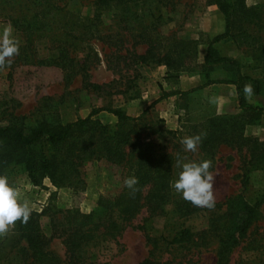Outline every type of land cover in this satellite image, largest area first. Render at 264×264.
<instances>
[{
    "label": "trees",
    "instance_id": "trees-1",
    "mask_svg": "<svg viewBox=\"0 0 264 264\" xmlns=\"http://www.w3.org/2000/svg\"><path fill=\"white\" fill-rule=\"evenodd\" d=\"M169 2L0 0V22L13 25V34L20 41L19 54L11 58L9 68L19 64L57 67L66 83L79 75L84 88L98 91L102 85L91 82L89 75L91 64L99 59L94 40L109 47L113 45L111 51L104 55L109 69L114 68L110 63L113 55L117 65L121 61L125 64L128 54L133 59L132 64L165 60L167 57L160 50L159 43L155 44L156 39L147 35L145 29L156 30L155 27L164 19L161 7ZM211 3L224 17V31L200 40L206 45L201 67L211 69L230 65L235 71L234 79H212L187 90L165 91L138 116H131L120 108L99 106L91 107L86 116L66 123L41 117L31 124L26 122L24 115L8 113L6 122L0 124V174L9 165H20L32 184L40 185L44 178H48L54 186L67 187L75 194L87 189L83 168L88 162L104 161L116 166L121 170V178L116 190L99 194L94 212H83L78 207L47 206L41 212L32 211L26 224L16 221L8 233L0 237V264H91L102 248L119 243L120 233L143 210L147 216L137 227L144 233L148 253L136 264H169L171 260L164 258L165 255L205 245L209 236L218 239L216 264L229 263L230 254L257 219L258 204L232 198L226 206L227 212L219 214L217 210L225 202L215 203L212 209L197 207L170 187V183L178 178V160L212 161L221 145L231 146L242 155V149L249 141L243 136L244 126L264 117V108L248 104L244 93L245 85L253 86L257 81L242 73L241 65L235 58L220 55L215 48L216 43L230 35L234 5L229 0H211ZM109 9L118 10L110 23L103 17ZM251 14L261 17L255 11ZM135 23L139 26L135 28L136 33H132ZM127 34L132 40L145 42L146 48L142 53L128 52V49L125 54L120 53L128 39ZM186 44L195 46L192 42ZM171 58L182 61L183 57ZM10 74L11 71L9 77ZM215 83L235 86L240 113L234 116V123H226L219 132H207L202 137L198 145L202 152L199 160L187 156L177 144H173V149H164L154 140L158 135L147 142L142 140L141 134L148 126L144 115L158 101L169 96H186ZM102 111L113 114L115 124H104L96 119L95 116ZM157 131L161 132L160 129ZM165 132L173 134L169 130ZM256 159V155H251L249 163L254 164ZM131 175L138 178L135 192L124 185V180ZM168 205L173 207L176 220L171 225H164L160 232H151V222L165 217ZM204 210L209 213L207 228L195 230L185 223ZM43 215L48 218L49 235L41 223ZM53 237L60 238L64 244L65 260L48 250L47 245ZM183 259L177 264L184 263L186 259Z\"/></svg>",
    "mask_w": 264,
    "mask_h": 264
},
{
    "label": "rangeland",
    "instance_id": "rangeland-1",
    "mask_svg": "<svg viewBox=\"0 0 264 264\" xmlns=\"http://www.w3.org/2000/svg\"><path fill=\"white\" fill-rule=\"evenodd\" d=\"M229 1L234 5L230 35L216 43L215 48L220 55L235 58L242 73L257 81L252 86L253 94L245 95L246 102L264 108V0ZM254 11L261 17L253 16L251 13ZM117 12V9H109L103 17L110 23ZM160 13L164 19L155 27L156 30L145 29L167 57L159 63L132 64L133 59L128 54L124 60L128 65L122 61L117 65L113 55L110 63L114 68L109 69L104 55L111 51L113 45L109 47L94 40L99 59L91 64L89 75L91 82L102 85L98 91L84 88L79 75L66 83L57 67L19 64L13 68H0V124L6 122L10 112L26 116V122L31 124L41 117L66 123L86 116L91 107L99 106L120 108L131 116H138L165 91L187 90L212 79L235 78L233 67L227 64L211 69L201 67L206 45L200 40L224 31V17L211 0H170L168 5L161 7ZM3 26L0 22V31ZM136 26L138 23L134 24L132 33H136ZM127 36L120 53L125 54L127 49L128 52L142 53L146 48L145 42ZM187 42L195 46L187 45ZM171 57L183 58L178 61ZM228 85L231 86L220 87V83H215L186 96L175 95L159 101L144 115L148 126L141 134L142 140L147 142L158 135L154 140L164 149H173V144H177L187 156L199 160L202 152L198 147L196 152L185 151L180 140L195 134L219 132L226 123H234V116L240 113V109L235 86ZM95 118L108 125L116 122V117L106 111ZM243 134L249 141L247 147H243L242 155L231 146L221 145L213 157L210 171L215 176L216 203L225 202L217 210L219 214L227 212L226 206L232 198L258 204L257 219L230 254L228 264H264V117L254 124L245 125ZM251 155H256L254 164L249 163ZM83 170L88 186L78 194L67 187L54 186L48 178H44L40 185H34L20 165L7 166L3 174L20 190L21 197L29 202L32 211L41 212L47 206H55L94 212L99 194L112 192L120 185L121 170L104 161L88 162ZM165 210V217L151 222V232H160L164 225H171L176 220L171 205ZM208 214L207 210L201 211L185 223L195 230L207 228ZM145 216L147 212L143 210L120 233L119 243L102 248L91 264H136L146 257L148 245L144 233L137 227ZM47 222V215H43L41 223L49 235ZM251 240L252 243L248 244ZM47 248L62 260L66 259L60 238L50 239ZM217 249L218 239L209 236L205 245L192 246L189 251L165 255L164 258L171 260L169 264H177L183 258L186 261L182 264H216Z\"/></svg>",
    "mask_w": 264,
    "mask_h": 264
},
{
    "label": "clouds",
    "instance_id": "clouds-1",
    "mask_svg": "<svg viewBox=\"0 0 264 264\" xmlns=\"http://www.w3.org/2000/svg\"><path fill=\"white\" fill-rule=\"evenodd\" d=\"M14 27L10 23L3 26L0 31V68L10 67L12 57L19 54L20 41L14 36ZM247 96L253 94V87L247 84L244 87ZM205 133L186 136L181 139L185 151L196 152ZM180 168L178 178L170 183L177 193L182 194L184 200L194 206L212 209L215 207L216 197L214 192L215 176L210 169L212 161L208 159L197 161H177ZM138 178L131 175L124 180V185L136 191ZM32 208L27 200L21 197L20 190L10 183L9 178L0 174V237L5 236L9 228L16 221L26 224L30 218Z\"/></svg>",
    "mask_w": 264,
    "mask_h": 264
},
{
    "label": "crops",
    "instance_id": "crops-1",
    "mask_svg": "<svg viewBox=\"0 0 264 264\" xmlns=\"http://www.w3.org/2000/svg\"><path fill=\"white\" fill-rule=\"evenodd\" d=\"M222 85H225V86H226V85H227V86H231V85H228V84H220V87H221ZM170 97H173V96H169V97H167V98H170ZM165 99H166V98H165ZM162 100H164V99H162ZM160 101H161V100H160ZM158 102H159V101H158ZM158 102H157V103H158Z\"/></svg>",
    "mask_w": 264,
    "mask_h": 264
}]
</instances>
